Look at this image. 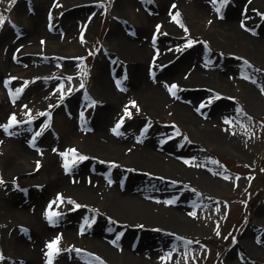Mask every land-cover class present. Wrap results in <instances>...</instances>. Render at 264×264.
<instances>
[{
  "label": "rangeland",
  "instance_id": "1",
  "mask_svg": "<svg viewBox=\"0 0 264 264\" xmlns=\"http://www.w3.org/2000/svg\"><path fill=\"white\" fill-rule=\"evenodd\" d=\"M72 1L0 0V264H28L17 244L25 250L40 246L44 259L37 264L93 255L85 237L100 223L122 241L132 239L125 237L128 231L167 234L169 240L155 251L172 264H264V52L244 38L225 43L219 21L231 18L227 7L233 0H94L95 11L65 15L87 3L70 7ZM261 9L258 20L241 28L251 36L264 34ZM116 29L130 37L132 47L142 44L146 52L160 54L159 65L136 74L137 63L123 55ZM102 68L119 103L108 104L99 93ZM200 70L212 81L190 82ZM158 85L174 99L190 94L199 109L208 104L209 86L220 89L218 98L232 112L215 126L224 141L204 137L210 125L185 121L169 105H145L142 97ZM172 85L177 87L169 91ZM95 137L110 148L93 147ZM148 137L161 150H183L184 166L205 173L203 179L158 177L171 185L170 206L179 201L175 194L191 199L196 209L188 228L135 225L107 209V194L124 190L119 178L137 173L111 144L134 146ZM66 184L103 193L82 199L66 194ZM12 208L37 214L40 244L31 239L29 222L10 218ZM68 221L72 234L65 232ZM108 242L116 255L107 264H121L125 246Z\"/></svg>",
  "mask_w": 264,
  "mask_h": 264
},
{
  "label": "bare ground",
  "instance_id": "2",
  "mask_svg": "<svg viewBox=\"0 0 264 264\" xmlns=\"http://www.w3.org/2000/svg\"><path fill=\"white\" fill-rule=\"evenodd\" d=\"M83 2L87 3L82 4L83 6H80V8L77 7L78 9L73 8L66 11L65 15H69L70 13L79 14L90 9L94 10V0H73L69 5ZM254 2L257 3V6ZM70 7H72V5H70ZM261 7H264V0H233V3L228 5L227 12L229 13V16L231 15V18L219 21L222 28V37L225 39L226 44H232L236 40L244 38L250 42L255 51L258 53H261V51L264 52V34L251 36L241 29L248 20L253 23V21L259 19L256 18V16L258 15V12L263 11ZM167 10H169V8H167ZM240 11L245 12L242 14ZM87 17H84V22H88ZM35 19L38 21L37 15L35 16ZM35 19L33 20L36 21ZM62 20H64V18ZM263 20L260 21V25L263 23ZM114 31L116 33L115 37H118L120 48L123 50V55L126 56L127 60H130L131 63H137L135 69L133 68L136 74H144L147 69L154 65H159L157 62L159 56L161 57L160 54L146 52V49L143 48L142 44L141 46L136 45L135 47H132L130 37L120 34L117 29ZM151 63L155 64L150 66ZM97 75L99 76V93L101 96L107 100L108 104L119 103L121 99L114 95V91L110 88L109 79L103 68L102 70H99ZM189 80L190 82L203 83L207 80L210 81L211 79L207 78L204 72L200 70L189 78ZM209 87L210 91L207 93L209 96L207 97L208 104L205 106L206 109L203 107L199 109L197 108L198 105L196 103L194 105V102H190V94L188 93H183L181 99L170 97L162 85L153 86L149 90L147 96L145 95L142 98L145 100V105L150 106L154 110L169 105L185 121L195 123L206 122L211 128L206 134L202 133V135L214 141H224L225 136L221 135L215 126L225 120L224 118L227 117V113L232 112L229 111L230 108L228 106L230 105L227 104V100L223 97H220V99L218 98L217 94L220 93L221 90L213 88L214 86ZM251 91V94H253V90ZM138 93L141 96V89H138ZM223 102L226 106L218 108ZM208 110L209 112H206V115L204 111ZM216 110L217 114L215 115ZM100 116L101 114L97 115L98 120L100 119ZM204 116L206 117L203 118ZM96 135L99 134H94V136ZM95 138L96 140H90V144L93 147L103 150L110 148V145H108L107 142H99L97 137ZM111 145L118 147L117 150L125 156V161L128 162V165L135 167L137 173L131 174L126 178V181L122 186L124 188L123 191L114 188L107 194V209L123 217L125 220L132 221L135 225L142 224L170 230L188 228L194 219L193 214L196 209L194 208V205H192L191 199L185 193L184 195H181L178 199L179 201H174L172 206H170L167 202H170L172 197L169 194L171 185L163 183L164 181L161 182L158 177L162 176L163 173L169 174L167 176L178 177H185L192 174L195 178L203 179L205 173L192 172L184 166L182 157H179V155L183 153V150L177 149L175 146H168L161 150L157 147L158 145H154V141L151 137H148L143 143L134 146H131L122 140L117 143L113 142ZM17 148L24 152H29L28 149L24 148L22 145L18 146L17 144ZM163 163H167L168 167H165L167 170L163 168ZM77 170L83 171L84 167ZM149 175L154 176L153 178H150ZM63 189L66 194L77 196L82 199H90L94 193L99 194V196L103 193L102 190L97 191L88 186H74L71 184L64 185ZM17 200L18 195L16 193L13 195L12 201ZM24 205L25 204H23V206ZM8 214L10 218L13 217L12 220L25 219L29 222L34 227L31 231L32 233L30 234V237L32 240L34 239L35 243L40 244L39 238L41 235H38V231L35 229L39 226V218L37 217V214L35 215L34 212L24 214L22 210L20 211L13 208L10 212L8 211ZM71 224V221L63 222V225H66L64 227L66 228L65 232L67 234H72L73 228L71 227ZM111 228L106 223H100L99 227H95L89 235L85 237V241L91 251H93V255L89 253L88 256L86 254L81 256L77 255L76 257L73 256L68 264H94L96 260H98L97 262L101 261V264H107L109 258L114 254L116 255L113 246L109 244L108 240H111L112 243H122L125 246L123 254L118 256L121 264H172L170 263V258L164 259L160 252L156 253L155 251L159 249L158 246L160 244L169 240L167 234L153 235L138 230L134 232L128 231L127 234L129 235L125 237H130L132 239L127 240L128 238H125L122 241L120 238L118 239L117 236L116 239L112 238ZM51 231L52 230L50 229H46L45 233L52 234ZM240 243L244 246H247L248 244L247 240H241ZM17 245V253L25 254V259L28 264H37L44 259L40 254V246H32L31 250H25L23 245Z\"/></svg>",
  "mask_w": 264,
  "mask_h": 264
},
{
  "label": "snow or ice",
  "instance_id": "3",
  "mask_svg": "<svg viewBox=\"0 0 264 264\" xmlns=\"http://www.w3.org/2000/svg\"><path fill=\"white\" fill-rule=\"evenodd\" d=\"M216 2V0H213V3H215ZM173 7H175V5H173ZM178 15V14H177ZM174 19H175V17H174ZM4 23V19H3V17H0V25H2ZM159 25L157 26V30L159 29ZM43 43V42H42ZM187 46H191V41L188 43V45ZM81 87H83V85H81ZM177 86L176 85H172L171 87H170V89H169V91H172V89H175ZM13 123H15V119H14V117L13 118H11L10 119V123H9V125L7 126V127H10ZM117 127H119V124L117 125ZM37 135H39V133H37ZM72 151H74V150H72ZM80 159L81 160H83V159H85V157H80ZM0 183H2V181H0ZM58 199H59V197H58ZM76 207H79V205H77ZM54 215H56L55 213H52V214H50V216H49V218L51 219V216H54ZM194 215V214H193ZM56 243H57V241H53V242H51L50 244H48L47 245V247L50 249V250H55V245H56ZM51 252H49V253H47V255H49V256H51ZM49 264H50V261H49Z\"/></svg>",
  "mask_w": 264,
  "mask_h": 264
}]
</instances>
